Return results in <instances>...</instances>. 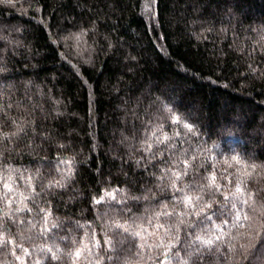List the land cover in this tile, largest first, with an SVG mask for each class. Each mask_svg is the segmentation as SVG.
I'll list each match as a JSON object with an SVG mask.
<instances>
[{"label":"trees","instance_id":"trees-1","mask_svg":"<svg viewBox=\"0 0 264 264\" xmlns=\"http://www.w3.org/2000/svg\"><path fill=\"white\" fill-rule=\"evenodd\" d=\"M0 223V264H182L217 225L191 260L264 264V0H0Z\"/></svg>","mask_w":264,"mask_h":264},{"label":"snow or ice","instance_id":"snow-or-ice-1","mask_svg":"<svg viewBox=\"0 0 264 264\" xmlns=\"http://www.w3.org/2000/svg\"><path fill=\"white\" fill-rule=\"evenodd\" d=\"M184 127L187 128L188 131H190V132L192 131V128L190 125L185 124ZM164 139L166 140V139H168V137H165ZM161 142H163V141H161ZM232 159L236 160L237 164L240 163V161L235 156L232 157ZM186 167H187V164H186ZM252 170L253 171L255 170V166H252ZM239 171L240 170L237 169L238 173H239ZM184 174L186 175L187 171H185ZM245 174L247 176L252 175L251 172H247V171L245 172ZM176 179H180V176L178 174H176ZM215 180H216V177L213 174L210 177L211 184H212V186H215L218 188V186L215 185ZM242 185H244V179H243V176H239L237 178V182H236V186H235V192L233 193V197H232L233 202L231 203V209L236 208L235 201L238 200L240 202L241 206L248 205L249 199H251V197H252L251 193H245L244 187H242ZM60 186H63V185H60ZM10 190L11 189H9V191ZM237 194H239V195H237ZM106 195H108V194L106 193ZM245 195L248 196V199L244 198ZM102 199H103V197H101L100 200H96V203H100ZM187 199H188V205L191 206L192 197H188ZM197 199H199V197H197ZM225 200L227 201V200H229V198L225 197ZM207 207L210 208L211 205L209 204V205H207ZM168 215H171V213H168ZM205 219L208 221H211L212 217L210 215H206ZM248 219H249V217H248L247 213H241L240 211H237L235 213V216H234L233 227H237V228L246 227L247 225H245L244 221H247ZM181 222H183V221H181ZM227 223H228V221L225 220L224 224L226 225ZM53 227H56V225H53ZM160 227H163V226L161 225ZM115 229H116V231L114 232V235L117 237L115 242L112 239H107L104 241V244L108 245L109 250H115L116 245L122 242L119 239V237L122 234H126L125 239H127V237H132L133 239H136V238L144 239L145 238L141 235V231H138V230L132 228L128 224L117 223L115 225ZM4 231H5L4 224L0 223V233H3ZM144 231H146V230H144ZM208 231L211 232L212 230L209 229ZM215 233L216 234L214 236H209L207 238H204V237L197 235L194 240L190 241L188 243V249L189 250L186 252V255L189 257V259H184L182 261V264H196V260H199L203 256V253L205 250H207L209 252L213 251L214 246L217 244L218 241H220L222 239V237L224 235L223 227L217 225ZM262 239H264V237H262ZM4 243H5V241L2 238H0V245H3ZM97 246H100V241H95V243H93V245H92V248H95ZM157 246H162V245H157ZM140 247H143V245H140ZM169 247L170 248L174 247V245H170ZM243 247L244 246L241 245V248H243ZM92 248H88L87 246H85L83 250L87 251L89 254H91ZM22 251H24L25 254H27L26 249H22ZM47 251L49 253H52V259H59V256L56 255V253L53 251L52 248L47 249ZM56 251H59V250L57 249ZM81 254H82L81 250H76L74 253L69 254V259H72L75 262L76 259H79L81 257ZM261 254L264 255V253H261ZM164 255L167 256V253H164ZM192 257H195L196 260H191ZM17 258L19 259V257H17Z\"/></svg>","mask_w":264,"mask_h":264}]
</instances>
